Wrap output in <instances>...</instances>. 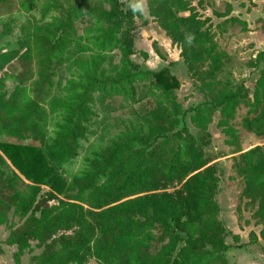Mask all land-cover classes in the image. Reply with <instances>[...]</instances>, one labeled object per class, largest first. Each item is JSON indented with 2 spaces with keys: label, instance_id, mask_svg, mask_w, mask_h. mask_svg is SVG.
Segmentation results:
<instances>
[{
  "label": "trees",
  "instance_id": "1",
  "mask_svg": "<svg viewBox=\"0 0 264 264\" xmlns=\"http://www.w3.org/2000/svg\"><path fill=\"white\" fill-rule=\"evenodd\" d=\"M146 1L187 72L209 77L199 87L209 101L193 107L189 118L196 135L188 131L174 92L178 80L166 68L143 70L131 59L134 20L142 17L137 5L0 0V224L9 211L22 218L3 241L16 247L15 264L32 242L42 250L31 264H85L88 258L98 264H229L215 199L218 170L206 151L214 112L236 152L247 133L262 143L239 154L236 171L264 241V51L240 62L228 47L218 46L211 24L191 0ZM206 4L217 18L226 16V2L220 3L223 10L214 0ZM258 62L251 98L233 69ZM6 81L14 84L9 95ZM143 81L155 109L120 129L95 155L92 171L83 174L82 203L50 204L66 182L53 175L49 161L58 167L68 162L85 135V122L114 98L136 103V83ZM50 115L55 129L47 142ZM7 161L10 171L4 169ZM46 182L50 191L41 195ZM248 237L258 240L254 232Z\"/></svg>",
  "mask_w": 264,
  "mask_h": 264
},
{
  "label": "rangeland",
  "instance_id": "2",
  "mask_svg": "<svg viewBox=\"0 0 264 264\" xmlns=\"http://www.w3.org/2000/svg\"><path fill=\"white\" fill-rule=\"evenodd\" d=\"M208 0H191V4L202 19H207L215 34V40L221 49H228L240 62L254 60L256 55L264 51V0H214L216 6L223 1L228 5L225 7V17L217 18L210 7L206 4ZM137 5L142 17L135 18L132 37L136 53L131 59L143 70L157 71L167 69L169 76L175 77L179 86L175 95L181 108L186 111L184 120L188 131L196 135L197 128L190 122L192 109L198 104L206 103L209 98L199 87L209 77L205 73L197 75L189 74L179 55L180 50L170 44L169 38L164 31L153 21L148 14L146 0H122V8L127 9ZM224 7L222 6V10ZM12 16L25 20L27 16L23 13H15ZM229 21L223 26L217 24L223 19ZM222 29V30H221ZM242 30L246 36H242ZM145 53L143 56L141 53ZM262 63L258 62L252 66L238 64L233 69V76L237 82L244 84L252 98L255 82L258 79ZM14 84L6 81L4 91L7 95L13 90ZM147 82L136 83L137 102L124 104L120 98L107 101L104 107L96 111V115L85 122L86 130L83 139L79 142L76 154L64 165L58 167L49 161L53 175L60 176L66 187L62 193L56 194V198L50 204L56 203L58 199L82 203L87 190L83 186L84 173L92 171L96 154L103 150L108 141L116 136L118 131L136 120H143L155 107V99L148 92ZM219 113L214 112L207 126L208 142L206 151L210 157V164L218 170V186L215 199L219 206L218 217L226 228L225 241L230 245L225 257L229 264H264V241L259 238V231L263 225L256 224L251 217V208L241 196L243 182L236 171L239 154L248 153L257 145H262L252 134L247 133L241 142L240 151L226 143L227 137L217 126ZM55 118L50 115L46 130V141L49 142L55 129ZM4 168L10 171L8 161ZM41 195L50 191L49 182L41 185ZM22 218L7 213V222L0 224V264H15L13 253L15 246L3 243L11 228L18 226ZM254 232L258 236L257 241H250L248 235ZM238 237V238H237ZM35 242L31 243L20 257V264H31V257L41 252ZM85 264H98L94 258H88Z\"/></svg>",
  "mask_w": 264,
  "mask_h": 264
},
{
  "label": "clouds",
  "instance_id": "3",
  "mask_svg": "<svg viewBox=\"0 0 264 264\" xmlns=\"http://www.w3.org/2000/svg\"><path fill=\"white\" fill-rule=\"evenodd\" d=\"M137 7H139V6H137Z\"/></svg>",
  "mask_w": 264,
  "mask_h": 264
}]
</instances>
